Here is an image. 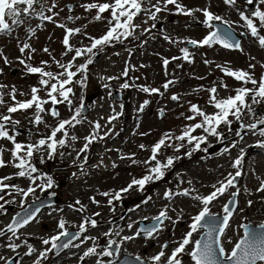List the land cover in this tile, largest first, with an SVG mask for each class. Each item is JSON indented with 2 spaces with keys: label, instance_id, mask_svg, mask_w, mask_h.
Here are the masks:
<instances>
[{
  "label": "rangeland",
  "instance_id": "1",
  "mask_svg": "<svg viewBox=\"0 0 264 264\" xmlns=\"http://www.w3.org/2000/svg\"><path fill=\"white\" fill-rule=\"evenodd\" d=\"M52 2L53 0H46V7H50ZM93 2L105 3L110 2V0H55L57 6L53 9V12L59 13V15L55 16V23L47 21L41 22L39 19L33 18L31 21L26 22L25 25L17 28V32L15 30L10 36L0 35V52L9 60L8 64H4L3 60L0 59V70H2V73H0V84L8 86V88L3 90L5 93H7L12 86H15L18 90L17 99L25 100L30 98V88L32 86L39 87L38 75L28 74L24 65L19 63V59H25L26 63L31 66H42V61H48V66L45 70L55 73L61 71V69L53 63V57L61 63H67L72 58L74 52L68 53L66 56L63 55L66 51L62 44L65 30L57 27V24H66L68 28L73 29L81 28V33L70 38V44L74 47L77 46V48L91 43L88 37L97 38V35L104 31L107 26V20L96 21L93 19L97 14L95 9L86 11L81 7L82 4ZM152 2L155 3V0H152ZM179 2L190 9L209 6L210 11L223 17L225 21H228L237 33H246L247 29L244 27V22L240 20L238 11L229 9L223 3V0H179ZM237 7L240 11H245L246 14H250L249 10L251 8L245 6L244 0H238ZM169 9L170 11L158 13L155 21L149 19L146 24L144 20L147 19V17L143 14L139 15L134 23L136 24L137 22V25H140V27L136 29L134 36L130 37L132 39L131 42H127L129 38L123 39V42H127L124 47L117 46V48L109 50L105 56L99 57L97 64L89 67L87 86L90 83L92 91L89 89L85 90V95L90 93L91 95L94 94L95 98H93V100H97V102L94 106L93 102L90 103V107L87 106V110L90 112L89 117L91 116L93 119L97 120L101 116L105 118L109 114L113 115L115 113L112 110L114 108L113 104H116L111 98V95L110 98L106 96L108 90L101 91L99 89L100 84L105 83L108 78H123L121 73L127 67L128 75L125 77L129 80L132 88V101L127 103L124 111H127L126 124L130 127L124 132L121 138H115L113 129L108 127L107 119L105 122H102V120L98 121L102 125L100 134L104 135L106 129L111 130V134L106 136L104 140L95 141L94 150L87 153L88 160L85 165V170L88 172V175H82L77 167L72 166L73 158L76 155L74 151H72L71 155H65L62 158L57 156L51 162L48 160L43 163L42 166L45 167L42 171H47L54 178V187L50 190H57V193L60 194V201L55 205L52 214H42V220L38 224L33 225L25 231L18 232L17 235L19 239L15 237L13 242L20 243L22 238L27 236L29 238V235L36 237V239L39 237L42 239L45 236L54 234L57 232L55 220L58 217H65V220H67L69 224H73V228L78 230L77 226L82 222L83 216L89 215L97 220L98 224L96 228H89L90 231H87L84 235L97 237L99 245H102L101 247H106L108 238L105 237L103 233L109 231V226L111 223L115 222L114 219L119 213L123 212V209L120 205V200L113 201V205L109 206L107 201L111 197H104L101 193H115L127 187L133 178L140 179L147 174V167L149 166L142 163L133 164L129 159H121V155L130 156L134 154V158L137 161H144L147 154L150 152L151 146L156 143L164 133H172L174 136L180 135L181 129L186 124L193 123L192 121L185 120L184 116L181 115V113L185 116L191 115L188 111L190 106L189 102L198 105L204 111L208 110L209 112L207 113L209 114L213 113L215 110L210 109L207 103L209 94L206 91L194 92L193 89L200 88L201 86L207 89L215 85L218 88V98H225L229 95H233L234 89L242 86L241 82H237L235 79L225 76L216 65L227 66L232 70L248 71L253 73L254 78L259 79L263 69L261 65L264 64V58L261 48L256 44L255 40L251 39L248 35H246V38L243 40L242 52H228L216 46L211 48L207 46L199 48L189 46V51L193 60L192 63H187L182 59L172 60V57L180 56V49L185 47L186 44L169 43L163 38L164 36H169L174 41L186 40L189 38L202 40L210 29L203 23L205 18H202L201 13H195V17H187L174 14L175 8L172 5H169ZM46 14L51 15V13ZM69 16L79 17V19L71 22L67 19ZM103 16L107 17L109 13L106 12ZM153 23L156 25L155 28H152L150 32L141 34L144 29L150 28ZM38 25L42 26L38 27ZM28 26L36 29L34 36H29L26 32L25 29ZM261 34H264V29L261 30ZM23 42L29 43L31 48L35 49V51L29 52L26 50L22 55L19 51V46H21ZM141 43H145V46L141 45ZM128 47L130 48L128 49ZM44 48H48L49 52H44ZM131 50L133 54L130 53ZM29 55H31V59H27ZM252 57H255V59H251ZM79 59L80 58L77 60ZM163 59H168L170 61L166 70H163L161 65ZM77 60L75 64H81L80 60ZM206 60L209 61L208 64L205 63ZM126 62L127 64H125ZM172 62L174 63L172 64ZM250 63L254 64L256 67L254 69L249 68ZM13 71H15L14 74ZM73 71H75V68H73ZM101 77L105 79L102 80L100 79ZM197 77H204V79H197ZM168 79L175 81V83L170 85L167 91L162 90V83H166ZM221 81L228 85L227 89L220 87ZM111 85L113 87L119 86L116 81L112 82ZM140 86L157 88L163 95H150L142 92L139 90ZM247 87H252V85L249 84ZM73 91L75 93V96L72 97L73 104L74 102L79 103V89L73 88ZM20 92L29 93V95L20 96ZM39 95L44 97L45 93L41 91ZM172 95H178L180 100L178 102L172 101L170 99ZM5 100L11 103L7 95H5ZM144 101H149V103L144 108L143 112H139L138 109ZM59 105V118L64 119V117L67 116L69 118L72 113H69V109H67L66 105ZM45 107L50 108L51 105H45ZM254 107H256L258 115L264 116V105ZM161 109H163V118L158 117ZM30 111L31 110L28 112L15 113V117L21 120L19 125L21 134L17 136L18 142L22 143L28 141L29 129H31L32 132L31 139L33 142L37 140L41 134H46L49 131L44 125L27 128L31 126L29 123V116H31L29 115ZM0 112L6 113V107H0ZM44 119L52 126H55L57 123V121L49 115H44ZM245 119L247 120L245 122L246 124L252 123L255 120L254 117L247 114L242 117V121ZM131 120H133L132 124ZM119 124L120 123H117L115 129ZM123 124H125V122H123ZM68 130L71 134L73 133V135L79 138L74 145L76 149H79L84 144L83 138L92 131V124H88L86 119H83L81 124L77 125L74 129L69 128ZM220 131L223 132V134L228 132L226 126ZM236 131H238V129ZM235 132L229 135L226 134V137L236 136ZM141 133H147V135H141ZM243 136L242 139H237L238 142L236 143L235 150H231L222 156H212V158L205 156V161L199 160V157H185L184 154L190 150L191 145H186L181 148L179 152H176L172 147L162 148L161 153L158 155L159 160L164 161L163 159L169 156H181L182 159L174 162L172 170H165V173L169 172V174L166 175L165 179L160 184H157V182H154L156 184L153 185L152 183H148L145 186L146 189L143 195L141 191L134 187L129 191L126 197H122L123 200L130 199L127 208L129 213L121 220L124 225L123 228H118L117 226L113 227V230H121L120 235H114L113 238L109 239L116 240L117 243L120 244L121 237L131 236L137 232V221L156 216L165 206H168L169 215L173 219H176L179 210L183 209L180 222L173 225L171 221H166L164 230L160 232L159 235L157 234L155 238L137 236L134 240L120 244V250L123 254L132 256L139 255L145 261L157 254L160 251V246L166 242L169 244V248L166 249V252L170 254L172 248L176 246L174 241L179 240L182 235L189 230L188 225L192 223L191 218L197 215L203 206L190 197H175L174 201L169 202L164 198V192L166 190L177 191L195 189L196 191L192 193L193 195L199 194L206 196L210 194V192L214 190L212 188L213 184H217L218 181L223 180L228 173L235 172V169L231 168V163L233 158L241 153V149L244 148L246 170H244L245 173L237 184V188L240 190V194L237 196L239 206L235 211L234 219L229 226V230L223 239L227 252L240 236V225L243 222L252 225H259L264 222V191H257L260 187V181L264 180V148L258 147L257 145L258 143L264 142V138L260 139V135H258L257 132L255 134L250 132ZM117 140L119 141L117 142ZM211 140L212 137H208V141L210 142ZM180 143L184 142L179 141L178 144ZM141 144L146 146L145 150L140 149L139 145ZM0 145H3L7 149L12 148V144L8 141H0ZM97 149H99L98 155L101 154L103 157V164L105 166L92 168L96 160L95 158L92 159V157L95 154L94 151ZM69 151H71V149H66V152ZM204 154V152L201 153V155ZM108 155L110 157H108ZM3 158L5 161L11 160L9 152H4ZM37 160L40 162L39 157ZM47 162H49V164L46 165ZM113 162L116 167H112ZM17 171L18 170L11 165L0 168V178L13 176V179L5 181L6 184L21 187L25 179L14 176ZM73 172L77 173V177H73ZM189 181H191V184L188 183ZM37 183H41V181L38 180ZM26 185L28 184H24L23 188ZM245 188L247 191H245ZM236 190L235 188H230L223 196L213 201L209 205L211 213H222L223 206L225 202H227L226 200L230 196V193ZM0 193L6 195V200L14 201V208L20 209L17 204L21 199V195L17 193L14 188H12L10 193L6 190ZM125 194H127V192L122 193V196H125ZM149 196H151L152 199L149 200L148 203H143ZM92 197L100 202L99 205L91 202L90 198ZM77 200L81 201L85 206L86 211L84 213L74 209V212H69L72 208L69 207V205L79 208V205L75 204ZM249 201H251V206H249ZM14 208L11 207L9 213L0 214V229L10 222L12 215L16 213L13 212ZM172 208L177 209V211L173 212L171 210ZM97 212H99L100 215L94 216L93 214ZM43 223H45V227H42ZM130 223L133 225L131 229L128 228ZM198 235L199 232L194 233L192 239L195 240L199 237ZM7 239V235H5V237L1 236L0 238V255L10 258L18 253V251L14 253L11 249L6 247L8 243ZM229 241H231V243H229ZM36 242H38V240H31V242L27 241V243L31 245ZM89 242L91 243L90 247H92V241L89 240ZM25 247L26 246L21 249V253L24 251ZM41 248L42 246H36L38 251ZM189 248H191V245ZM113 258L115 257L111 259L113 260ZM96 259L97 257L92 259L86 258L84 264H95ZM103 259L109 260L110 258L104 257ZM34 260L35 257L29 259L23 257L20 260V264H31ZM182 261L183 264H193L190 257L187 255L182 257ZM53 262L54 264L67 263L63 262L62 258H58ZM46 263V260L41 261V264Z\"/></svg>",
  "mask_w": 264,
  "mask_h": 264
},
{
  "label": "snow or ice",
  "instance_id": "2",
  "mask_svg": "<svg viewBox=\"0 0 264 264\" xmlns=\"http://www.w3.org/2000/svg\"><path fill=\"white\" fill-rule=\"evenodd\" d=\"M223 3L229 8L238 11L239 18L244 22V27L248 30L247 33H241V35H250L253 37L259 47L264 49V34H261V30L264 29V0H244L245 6H251L250 14H246L245 11H240L237 7L238 0H223ZM169 5L174 6L175 13L177 15H183L187 17H195V13H201L205 18L203 23L209 28L214 29L202 40L186 39V40H173L169 36L163 38L169 43H184L194 48L209 46L213 44H219L226 49H235L243 51L241 44L238 40L233 39V34L230 31L231 24L225 21L223 17L214 14L209 10V6L204 8L190 9L182 5L179 0H110L105 3H87L82 4L86 11L96 10V15L93 17L96 21L107 20L108 30L105 34L99 38L88 37L91 41L90 46L76 48L70 44V38L76 34L81 33V28H68L66 24H57V27L65 30V35L62 40L66 51L63 55L73 53L74 55L67 63H61L52 58L53 63L61 69L59 72H52L45 70L48 66V61H42V66H31L26 63L25 59H19V63L24 65L28 74L38 75V85L30 88V98L25 100L17 99V89L12 86L11 89L5 93L3 90L8 88L5 84H0V107H6V113L0 112V141H8L12 144L11 149L5 148L0 145V168L11 165L18 171L15 173L16 176L26 178L30 181L29 187L25 190L15 185H7L4 183L5 180L13 179L12 176H6L0 179V192L6 188H14L17 193H22L24 197L29 194L36 192L37 188L42 192H47L49 189L54 187V179L51 175L46 173H40L39 169L33 164V158L39 156L40 163H45L48 160H53L57 156L64 157L65 155H71L72 151L76 153L73 158V165L80 170L82 175H88L85 170L87 164V153L90 150V145L97 140H104L106 136L111 134L105 132L104 135L100 134L102 125L96 122H90L92 124V131L89 135L85 136L84 144L81 148L76 149L75 143L79 139L76 135H70L69 128H75L77 125L83 122L84 117L82 113L85 108L83 96L80 98L79 106L73 105L72 97L75 96L73 91V85H78L81 89L87 86V73L89 65L94 63V57L102 52L106 46H112L113 42L122 43L123 39L133 37L136 29L140 27L134 23L137 16L143 14L147 17L144 20L146 24L150 19L155 21L157 14L170 11ZM55 0H53L50 7H46V0H0V35L10 36L17 28L25 25L26 22L31 21L33 18L39 19L41 22L47 21L55 23V16L59 13L53 12L56 7ZM71 10V9H70ZM108 12L109 16H103L104 13ZM46 13H51L47 15ZM68 21L74 22L79 17L69 16ZM214 22H219L221 25H227V28L216 27ZM258 22V23H257ZM42 25H38L40 27ZM156 25L153 23L150 28L143 30L141 34L150 32ZM26 32L29 36H34L36 29L28 26ZM34 52L35 49L31 48V45L27 42H23L19 46V51L23 55L25 52ZM44 52L48 53L49 49L44 48ZM182 56L172 57V60L182 59L187 63H192L191 53L188 47L180 49ZM118 55V53H117ZM87 56L84 63L79 65L75 64L78 58ZM31 55L27 59H31ZM0 59L3 60L4 64H8L9 60L7 57L0 52ZM251 59H255L252 57ZM170 63L168 59H163V65L167 68ZM206 64L209 61H205ZM225 76L234 78L237 82H241L242 86L234 89L235 95H229L225 98H218L217 86L204 89L203 86L197 89H193L194 92L206 91L208 95L207 103L210 104L215 111L211 114L205 112L201 107L196 104L189 102L188 111L191 115H184V119L187 121H196L195 123L186 124L182 129L180 135H173L172 133H164L163 136L151 146V155L147 160L137 161L134 158V154L130 156L121 155V159H129L133 164L142 163L144 165H151L147 167V174L142 178H133L127 187L120 189L115 193L103 192L101 195L104 197H111L107 203L109 206L113 205V201H119L122 199V193L129 192L134 187L139 191H144L145 186L148 183H154L162 180L165 177V170H171L175 160L182 159L181 156H169L164 161L159 160L157 157L161 153V149L165 147H172L176 152H179L181 148L186 145H192L191 149L188 150L184 155L191 158L194 152L204 151L207 152V147L201 148L202 144L207 145L208 137H215L218 142L224 139V134L218 131L221 125L232 131L233 122H238L240 130L252 131L254 134L259 128L258 135L264 136V116L258 115L256 107L258 105H264V73L261 74L259 79L254 78L253 73L244 70H232L227 66L216 65ZM254 64H249V68L254 69ZM264 68V64L261 65ZM75 68V71H73ZM2 73V70H0ZM79 75V79H75ZM122 76L128 75L127 67L121 73ZM112 77L109 79H116ZM100 79H105L101 77ZM197 79H204V77H197ZM175 81L169 80L162 87L165 91L168 90L169 86L174 84ZM251 84L252 87H247ZM108 85L105 84V87ZM124 89L130 87L129 83L125 82L121 86ZM220 87L225 89L228 85L221 81ZM140 91L148 94H160L157 88H151L148 86H140ZM43 91L45 96L42 97L39 93ZM7 95L11 101L5 100ZM20 96L29 95V93L20 92ZM46 97V98H45ZM172 101H179L178 95H172L170 97ZM149 101H144L140 105L138 111L143 112ZM51 105L50 108H46L45 105ZM59 104H65L68 106L69 111L72 115L67 119H59L60 112L56 107ZM123 108V105H121ZM32 111V115L29 117V123L34 127L44 125L49 131L46 134H41L40 138L34 142L31 139L32 132L29 129L27 143L18 142L17 136L21 133L19 131L20 120L15 119L14 115L17 112H28ZM163 114V109L160 110ZM247 114L255 118L254 122L245 124L242 121V117ZM44 115H49L57 121L55 126L48 124L44 119ZM120 113H114L107 118V123L111 124L113 120L118 119ZM199 118V119H198ZM101 119H104L101 117ZM197 130H201L203 134L193 135ZM59 134V135H58ZM141 135H147V133H141ZM236 136H241V131L235 132ZM174 141H181L184 143L175 144ZM258 147L264 148V142L258 143ZM140 149L145 150L144 144L139 145ZM232 147H236V143L232 144ZM58 149H71L69 152L58 151ZM10 152L11 160L5 161L3 158L4 152ZM229 148H225L224 152H229ZM243 153V150H241ZM46 154V156H45ZM243 155L235 159L232 163V167L235 172L228 173L223 179L213 184V191L206 196L199 194L193 195L195 189H183V190H166L164 192V198L169 202L174 201L175 197H190L191 199L198 201L203 207L197 215L191 218L192 223L188 225L189 230L185 232L182 237L174 241L176 246L172 248L170 254L166 252L169 248V244L166 242L160 246V251L148 258L147 261L142 259L139 255L135 257L136 264H183L182 257L187 255L191 258L194 264H264V231L249 230L248 226H244V236L239 239L230 252H226L225 247L222 243V238L225 237L226 230L229 228V221L233 216V212L236 210L234 207H230L236 203V197L240 194V190L237 188V179L241 176V164ZM105 166L103 164V158L93 168H99ZM112 167H116L113 162ZM73 177H77V173H72ZM40 180L41 183L37 184L36 181ZM191 184V181L188 182ZM32 185H35L33 187ZM218 185V186H217ZM230 188L237 189L230 193L231 199L223 206L222 217L211 213L209 205L216 201L219 197L223 196ZM245 191L247 189L245 188ZM257 191H264V180L260 181V187ZM55 195V193H53ZM93 204L99 205L94 197L90 198ZM152 197H147L143 203H148ZM0 200H4L3 196H0ZM14 201H6L5 203H11ZM251 206V201L248 202ZM79 208L76 211L84 213L86 211L85 206L81 201H75ZM69 207H74L69 205ZM4 209V204H0V211ZM114 210V209H113ZM173 212L177 209L172 208ZM39 211V207L34 208L32 211L25 210L24 214H17L12 218L11 223L6 226V229H0V236H4L5 233H11L8 237L9 243L6 245L7 248L11 249L12 252H16L21 247L20 244L12 242V237L19 239L17 232L19 229H23L33 219H35V213ZM183 209H180L177 213L176 219H173L169 215V208L165 206L158 215L153 217V224L150 227H145L140 231L150 238H155L154 234L163 230L164 222L171 221L173 225L180 222L182 219ZM94 216H99L100 213H94ZM67 221L60 219L58 222V229L60 230L56 235L49 238H43L42 244L46 246L44 250L38 253L37 258L33 261V264H41L42 260L48 258V254L53 250L59 252L61 249H67L69 247H81L82 244L91 240L93 243L92 247H88L83 254L79 257L80 261H84L89 257H97L95 264H115V261L111 258L119 253L120 244L126 241L134 240L140 235V231H137L134 235L121 237L120 244L116 240L109 239L106 247H101L98 243L97 237L85 236L84 234L88 231V227L96 228L97 220L90 216H83L82 222L77 226L78 231L70 233L65 228ZM133 225L130 223L128 228L131 229ZM203 228L204 235L198 240H193V234ZM259 229L264 230V223L259 225ZM121 230H115L114 232H105V237L112 235L119 236ZM83 236V239L81 237ZM80 240V244H74L73 242ZM59 242V243H58ZM231 243V241H229ZM27 247V251L24 252L25 256H32L37 252L31 244L24 241ZM50 245V247H48ZM116 245L115 249L113 246ZM191 245V248L189 246ZM98 248L101 250L98 251ZM108 257L109 260L105 261L103 258ZM0 264H17L15 260L9 257L0 255ZM125 264H132L131 261H126Z\"/></svg>",
  "mask_w": 264,
  "mask_h": 264
},
{
  "label": "water",
  "instance_id": "3",
  "mask_svg": "<svg viewBox=\"0 0 264 264\" xmlns=\"http://www.w3.org/2000/svg\"><path fill=\"white\" fill-rule=\"evenodd\" d=\"M216 25V27H221V28H225L226 26L225 25H221V24H215ZM97 60V58L95 59V61ZM15 72V71H14ZM13 72V73H14ZM116 100H119V95L118 96H115L114 97ZM89 100V99H88ZM91 100V99H90ZM85 109V108H84ZM84 114H86V112H85V110L83 111V113H82V115H84ZM262 127H264V126H262ZM259 129V128H258ZM48 201V203L49 204H52L53 203V201H51V200H47ZM43 205L42 206H44V203H42ZM49 204H46V205H49ZM41 206V207H42ZM153 224V222L152 223H150V224H144V223H140V230L141 229H143V228H145V227H150L151 225ZM248 228H249V230H256V231H264V230H261V229H259V227H252V226H248ZM254 228V229H253ZM257 228V229H256ZM139 230V231H140ZM140 233H144L143 231H140ZM129 261H131V262H134V260H129Z\"/></svg>",
  "mask_w": 264,
  "mask_h": 264
},
{
  "label": "flooded vegetation",
  "instance_id": "4",
  "mask_svg": "<svg viewBox=\"0 0 264 264\" xmlns=\"http://www.w3.org/2000/svg\"><path fill=\"white\" fill-rule=\"evenodd\" d=\"M130 47H128V49H129Z\"/></svg>",
  "mask_w": 264,
  "mask_h": 264
}]
</instances>
